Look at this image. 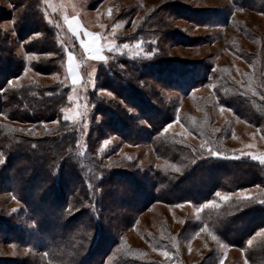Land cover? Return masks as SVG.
<instances>
[{
  "label": "rangeland",
  "instance_id": "rangeland-1",
  "mask_svg": "<svg viewBox=\"0 0 264 264\" xmlns=\"http://www.w3.org/2000/svg\"><path fill=\"white\" fill-rule=\"evenodd\" d=\"M254 2L264 6V0ZM39 3L37 7L34 1L30 8L27 0H0V160L3 161L0 219L8 220L12 224V227L8 224V230L19 231V236L25 239L22 245H27L13 246L2 240V235L15 236L6 233L2 226L0 257L36 258L37 264H52L33 249L41 233L51 238L44 234L45 229L51 235H66L60 248L64 250L66 245L74 250L65 256L67 261L71 260L69 264L83 263L81 258L97 234L98 250L83 264L97 260L101 264L124 263L119 260L122 254L132 255L137 263L159 260L165 264H264V253L259 261L252 262L246 253L248 247L264 240V234L257 235L264 227L261 225L239 248L220 236L228 228V223L222 221L228 213L221 210L216 214L225 205L221 198L225 195L239 201L237 208L249 201H264L262 185L241 189L250 199L241 198V190L227 193L226 183H222L220 190L213 187L211 194L203 193L215 181L214 177L208 178L205 164L192 166L189 162L192 168L181 174L185 165L181 164L184 165L181 169L161 153L166 146L170 153L179 148L188 156L193 152L183 149L182 143H187L197 155L211 153L208 150L211 148L232 158H252L242 155L248 153L264 156V125H261L264 112L259 114L256 107L252 110L257 113L245 111L238 102L228 99L220 102L216 94L222 91L225 79L234 86H251L248 93L259 104L263 103L264 13L235 9L231 0H39ZM69 21L83 34L99 35L103 50L100 61L84 58L80 50L76 55L77 66L71 73L65 64L66 56L78 40L67 27ZM166 59L175 62L166 67L167 74L180 70L179 75L186 80L185 75L191 76L193 72L188 78H193L192 82L182 88V81L162 77L154 62ZM177 59H186L195 66L180 69L182 63H177ZM113 61L114 68L109 69L107 65ZM133 64L136 71L131 72ZM74 72L78 78L75 85L71 77ZM199 76L203 80L199 81ZM57 82L70 86L68 106L59 113L61 122H24L39 117L48 119L52 112L47 103L43 114L36 110L29 112L30 108L14 102L16 96L23 97L32 87L45 91ZM127 84L139 85L147 91L148 98L125 90ZM108 106L125 120L113 121ZM12 108L16 110L12 112ZM65 115L68 120H64ZM67 124L77 130L82 152L88 142H93L97 158L101 156L107 170L114 171L105 188L85 182L78 172L71 174L66 188H61L65 198L71 193L65 212L51 219L56 207L50 213L47 205H42L43 214L34 207L35 215L33 209L29 211L10 192L9 180L36 172L38 175L29 182L32 185L27 194L32 199L38 195L34 186L49 182L56 168L44 162L42 153L34 152L35 140L57 133L61 125ZM160 124L163 126L153 135L157 138L151 139ZM169 124L172 126L165 132ZM127 135L132 141H128ZM63 167L67 172L66 162ZM161 167L178 173L175 178L166 177L165 183L157 187L156 175L162 174ZM199 170L202 176H198ZM93 180L96 182L97 177ZM164 186L175 191L164 195ZM148 189L153 191L150 199H146ZM196 191L203 193L196 200H177L191 197ZM217 191L221 197L215 195ZM209 201L216 203L203 207ZM259 208L261 213L252 211L243 215L240 225L232 229L238 231L264 221V206ZM203 214L208 215L204 220ZM43 215L46 218L40 224ZM116 241L120 245L113 254L109 247Z\"/></svg>",
  "mask_w": 264,
  "mask_h": 264
},
{
  "label": "trees",
  "instance_id": "trees-1",
  "mask_svg": "<svg viewBox=\"0 0 264 264\" xmlns=\"http://www.w3.org/2000/svg\"><path fill=\"white\" fill-rule=\"evenodd\" d=\"M27 1H28V4H30L29 6L30 8L32 7L34 1L37 7L40 6L39 0H27ZM249 1L248 0H231V4L233 8L235 9L249 8L257 12L264 13L263 5L256 4L254 0H252L251 2ZM80 50L81 49L76 41L74 48H71L69 52L73 53L76 56L77 53L80 52ZM6 61L7 63H10L9 59H6ZM159 62L160 60L155 61L154 63L162 71V75H163L162 77L169 76L171 78H174L178 82L182 81L180 82L181 84H183L182 88H184L186 84H190L192 82L193 78L192 79H188V78L192 76L193 72H191V76L185 75L186 80L184 78V75L183 76L179 75L180 70H177L176 73H172V74L166 73L167 72L165 70L166 67L175 63L173 59H166L165 61H162L160 63ZM178 62L182 63L180 69L185 68V66L190 69H193L194 68L193 66H195L189 63V61L186 59H180V60L177 59V63ZM197 62L198 64L202 63L201 61H197ZM180 63L177 65H180ZM117 64L118 62H116V66ZM160 64H164V66ZM113 65H114V61L113 63H110L109 65H107V67L109 69L114 68ZM110 71H112V69ZM133 71H136L135 66L133 67V70L131 72ZM127 73H130V72H127ZM207 74L210 75V73H207ZM9 77L11 76L9 75ZM199 78H200L199 81L203 80L200 76ZM134 86L135 87H133V85L130 86L127 84V88L125 90L132 92L136 94L137 96L144 95V97L148 98L147 91L143 90L142 87H140L139 85L134 84ZM69 87H70L69 85H64L62 83L57 82L54 86H51V88L45 91L40 90L38 87H34V88L32 87L31 89L27 90V92L25 93V95H23V97L16 96L17 99H15L14 97L13 98L16 100V101L14 100V102L19 103L20 105H24L26 108L27 107L30 108L29 112L36 110L38 113L43 114L44 112L43 110H45L46 108L45 106L46 103L48 104L46 105L49 106L50 112H52V114L48 117V119H43L39 117V119H35V121L32 120V121H24V122H32L34 124H38L40 122H48V121L61 122L59 113L64 107L68 106L67 104H68ZM221 87H223L222 91L219 90L216 93L218 101L222 102L223 100L228 99L232 103L238 102L241 108L245 111H250L251 113H253L254 110H252V108L254 109V107H256L258 109L259 114L260 112H264V101L263 103L259 104L257 102V99H255L254 95H250L248 93L249 88L251 86H245V85L241 87L234 86V84H231L230 82L224 79V82L221 83ZM224 90L227 91V94L226 92H224ZM140 96L138 97L140 98ZM106 105H109V104L107 103ZM36 108H41L42 110L36 109ZM108 108L110 107L108 106ZM15 110H13L12 108L11 111L14 112ZM0 111H1V108H0ZM109 113L114 115V117L112 118L113 121L121 120V119L125 120L123 115H119L120 113L118 114V111H116V113L115 112L112 113V108L109 109ZM115 117H117V119ZM261 125H264V116H262ZM162 126L163 124H160L158 127H155L157 129H155L156 131L153 134H151L152 136L151 139L157 138V137H153V135L156 134ZM57 131H58L57 133L48 134L46 138L44 139L35 140V151L34 152L38 151L39 153H42V159H43V155L45 158L44 162L51 163V165L53 166L52 169L56 168V171L53 172L54 174L50 176L49 182H47L45 185L39 184V185L34 186L35 189L39 190L38 195H36L32 199L30 195L27 194V192H29V190L27 191V188H29L32 185L29 182H32V179L36 178V176L38 175L36 172H30L25 177H21V178L18 177V178H13L12 180H9V183L11 184H9V187H8V189L14 196H16L23 204L28 206L29 211L33 209V213L35 210L34 207H37V210H38L37 212H39L42 215L43 214V211L41 210L42 205H45V206L47 205L46 210H49L50 213H52L51 210L54 209V206H55L56 208H55L54 213H52L53 216L51 217V219L52 218L56 219L57 217H59L58 216L59 214H63L65 210L67 209V202L70 199L71 193L70 194L68 193L69 197L67 194V197H68V201H67V197L66 198L64 197V194L61 191V188L65 187V185L68 184L69 179L72 178V176L76 174V172H78L79 175L82 176V179L85 182H90L91 184L95 183V185L102 186L105 188L108 180L111 177V173L114 171V170H110V171L107 170V167H108L107 163L101 158V156L100 158L98 157L99 159L97 158L96 150L92 148L93 142H88L87 149H85L82 152V150L80 149L81 147L80 140H79L80 136L77 134V130L75 128H70L69 125L67 124L63 126L61 125L60 128L57 129ZM126 138L128 139V141H132V138L130 137V135H127ZM182 146L184 150L188 152H193V153L186 156L183 151H180V149L177 148L175 151H173L174 153L172 152L173 153L172 155V153H170V148L166 146L164 147L161 153L168 155L169 160H170L169 162L174 164L175 166H178L182 169L185 165L186 168L181 174H184L188 169L190 170L192 168L190 165H188L189 162L192 163V166L198 165V164L200 165L205 164L207 166L205 172H207L208 178L214 177L215 181H212L214 185L210 186V188L203 193L211 194L213 192V187L215 188V190H220L222 183L227 184V188L225 189L227 193L234 192V191L236 192L243 188L254 186V185H260V184L264 188V163H261L260 160L253 159L250 157L232 158V157L222 156V155L213 156L211 153H208L206 155H197L195 153L196 151L194 152V149L191 148L189 144L182 143ZM191 157H197V158H195V160L192 159L189 161ZM65 162L67 163L69 167L67 169V172H65L66 169L63 167ZM57 163H58V167H55ZM181 164H184L183 167L181 166ZM34 165L35 164H30V166L32 167ZM44 166L48 167L49 165H44ZM160 171L162 174L156 175V178L158 179L156 182L157 187L158 186L160 187L161 184L165 183V181L167 180L166 177L169 176V177L175 178L176 177L175 174L178 173L177 171L176 173H174L165 167H161ZM64 173H67V174L64 175ZM114 173H117V172H114ZM202 175H203L202 171L199 170L198 176H202ZM94 177H97L96 182H94L93 180ZM219 177L223 178V180H221L220 182L217 181ZM175 184H176V181H175ZM173 191H175V189L171 188L170 186H164L162 193L164 195H171ZM103 193H105V191H103ZM145 193L147 195L146 199L152 198L151 197L153 196L152 190L148 189V191H145ZM200 193L202 192L196 191L194 192V195H192L191 197H182L177 200L178 201L184 200V199L196 200L198 198L197 195ZM86 195H87V191H86ZM64 200H66L65 205H63ZM163 200L167 201L166 199H163ZM237 203H239V201H236V200L233 201V200L228 199L225 202V205L218 208L216 214H219L220 213L219 211L221 210H223V214L228 213V216L223 215L224 217L222 221L225 224L228 223L227 224L228 228L223 229V233L221 232L220 234L221 239L224 242L232 246L243 248L248 238L251 237L258 230V228L264 227V221L257 222L258 224H255L254 226L252 224L247 225L246 229H239L238 231L236 230L234 231V229L232 228L238 227L240 225V219L243 215H248V214L250 215L251 213H253L252 211H255V213L256 211L257 213H261L262 210L259 207L264 206V203H261V201H256V202L249 201L247 202V204H245V206L240 207V208L236 207ZM207 216L203 214V217H201V219L204 220L206 219ZM36 218L37 217H35V219ZM45 218L46 216L45 217L44 215L41 216L38 223H40L41 221L44 222ZM212 220H213V215H212ZM8 224L9 226L12 227V224L9 223L8 220L0 219V227L2 228L3 226V229L6 233L8 234L14 233L15 236L6 237V235H2V240H4L9 245H13V246H19V247L27 246L26 244L22 245L25 239L19 236V231L17 232L14 230L12 231L8 230L9 229ZM55 224H57L56 227L58 226L57 228H59L60 230V226L56 221H55ZM261 225L262 227H260ZM56 227H54V229ZM48 232L49 231L46 232L44 229V234H48L51 238L50 239L46 238L44 237L43 233H41V238L39 241H37V245H35L33 249H36L37 251L45 255V257L48 260H50L52 264H69L70 263L69 261L71 260L67 261L65 256L71 255V253L74 252V250L70 249L66 245H64V250H62L63 248H60L61 246L60 244L63 242L66 235H64V233L51 235ZM98 237H100L98 234L95 235V239L93 240L90 249L85 254L83 253L84 255L81 258L83 263H85L84 261H86L88 258H91L90 256L92 255L94 251L98 250V244H99V240L97 239ZM109 240H112V239L110 238ZM257 243H258L257 245L259 246L255 244L254 247L251 246L252 248L248 247L246 249L247 256L251 257V259L249 258L251 262L253 260L259 261L261 254L264 253V240L262 239L261 241ZM119 245L120 243L118 241L111 244L109 248L111 249L113 254H114V250L117 248V246L119 247ZM34 253H37V252L34 251L33 256H35ZM256 253L258 254L255 256ZM121 256H123V258L119 260H122L124 263H122L121 261H115L114 264H165L162 262H158L159 260L153 261V262L151 260L150 261L144 260L143 262L140 261L137 263L133 259L134 257L132 255L122 254ZM35 259L31 260L27 258L18 257V256L16 258L0 257V261L2 262V264H8V262H14L15 264H37L38 262ZM97 261L92 262L91 264H101V263H98Z\"/></svg>",
  "mask_w": 264,
  "mask_h": 264
},
{
  "label": "crops",
  "instance_id": "crops-1",
  "mask_svg": "<svg viewBox=\"0 0 264 264\" xmlns=\"http://www.w3.org/2000/svg\"><path fill=\"white\" fill-rule=\"evenodd\" d=\"M71 22L69 21L68 23H66L67 27L69 31L73 34V36H75V38L78 40L79 47L83 52V55L85 56L84 58L91 61H100L103 55L102 54L103 50L101 48V38L99 37V35H96L94 33H90L92 35L83 34L80 29L73 28L72 27L73 24ZM85 44L88 46L87 48L84 47ZM69 54H71L72 69L75 65L77 66L75 55L69 52L66 56V62H65L67 70H69ZM73 74L76 75V72H74Z\"/></svg>",
  "mask_w": 264,
  "mask_h": 264
},
{
  "label": "snow or ice",
  "instance_id": "snow-or-ice-1",
  "mask_svg": "<svg viewBox=\"0 0 264 264\" xmlns=\"http://www.w3.org/2000/svg\"><path fill=\"white\" fill-rule=\"evenodd\" d=\"M88 35H92V34H88ZM85 48H87L88 46L85 44L84 45ZM101 59H103V57H101ZM69 72L71 73L72 72V67H71V54H69ZM77 76L75 74L72 75V83L75 85L77 83ZM64 120H68L69 117L67 115H65L64 117ZM172 125H167L165 128H164V131L167 132L168 131V128H170ZM202 147H204V145H202ZM211 154L213 156H220L221 154L219 152H213L211 150V148L208 149ZM242 155H251L253 159H257V160H260L261 163H264V156H256L254 153H248V154H242ZM0 162H3L2 160H0ZM215 195L217 197H221V193L219 191H217L215 193ZM240 197L243 198V199H250V197H247L245 194H244V191L241 190V193H240ZM223 200L227 201L229 199V196L225 195L223 197H221ZM216 202L215 201H209L207 204L203 205V207H208L210 205H213L215 204ZM261 203H264V201H261ZM261 234H264V230H261L260 232H257V235H261ZM249 244L252 243L251 240L248 241ZM164 255H168L167 252L164 253Z\"/></svg>",
  "mask_w": 264,
  "mask_h": 264
}]
</instances>
